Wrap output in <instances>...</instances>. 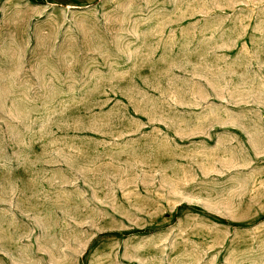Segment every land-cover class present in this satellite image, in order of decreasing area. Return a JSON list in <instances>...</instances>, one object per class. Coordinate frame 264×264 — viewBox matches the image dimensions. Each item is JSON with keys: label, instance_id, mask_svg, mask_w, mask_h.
Here are the masks:
<instances>
[{"label": "rangeland", "instance_id": "obj_1", "mask_svg": "<svg viewBox=\"0 0 264 264\" xmlns=\"http://www.w3.org/2000/svg\"><path fill=\"white\" fill-rule=\"evenodd\" d=\"M0 264H264V0H0Z\"/></svg>", "mask_w": 264, "mask_h": 264}]
</instances>
